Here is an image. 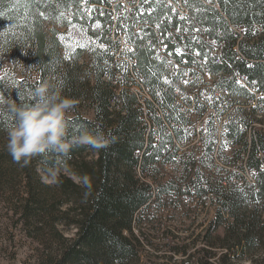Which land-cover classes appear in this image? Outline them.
<instances>
[{
	"label": "trees",
	"instance_id": "trees-1",
	"mask_svg": "<svg viewBox=\"0 0 264 264\" xmlns=\"http://www.w3.org/2000/svg\"><path fill=\"white\" fill-rule=\"evenodd\" d=\"M53 24H76L89 46L66 59ZM0 50L29 73L0 70V188L47 237L41 264H173L159 248L170 235L198 264H264V0H0ZM42 83L75 102L68 139L88 130L108 146L14 162L12 105L35 103ZM154 186L158 206L181 192L200 199L158 239L134 216Z\"/></svg>",
	"mask_w": 264,
	"mask_h": 264
},
{
	"label": "clouds",
	"instance_id": "clouds-1",
	"mask_svg": "<svg viewBox=\"0 0 264 264\" xmlns=\"http://www.w3.org/2000/svg\"><path fill=\"white\" fill-rule=\"evenodd\" d=\"M32 96L35 103L16 107V123L7 130L6 145L13 161L26 166L30 160L48 149L68 152L73 145L91 146L97 150L107 147L109 140L103 133L88 130L67 138L66 113L74 101L50 91L47 83L38 85ZM0 99V103H2Z\"/></svg>",
	"mask_w": 264,
	"mask_h": 264
},
{
	"label": "rangeland",
	"instance_id": "rangeland-1",
	"mask_svg": "<svg viewBox=\"0 0 264 264\" xmlns=\"http://www.w3.org/2000/svg\"><path fill=\"white\" fill-rule=\"evenodd\" d=\"M58 30L56 36L62 45V53L66 55L73 52L76 48L89 46L88 39L84 31L76 24L61 26L59 24L48 25ZM63 37V40L60 39ZM82 61L87 62L86 56H82ZM10 66L17 71L19 75L29 74L21 63H13L6 60V55L0 50V70L5 66ZM204 82L212 84L208 76H204ZM143 92V91H142ZM145 94V92H144ZM90 115V113H87ZM93 153H89L88 157H93ZM43 179L52 183L54 174H42ZM22 195L23 188L19 186L17 189ZM19 197L11 196L9 192H4L0 188V264H41V256L45 244L46 236L43 233H34L30 226L24 223L19 211ZM56 228L65 236L73 237L75 227L61 222H57ZM145 230L146 227L144 228ZM219 229L218 232H220ZM149 248V247H147ZM150 250V249H149ZM263 258L264 254H260L259 258ZM240 264H249L248 261H243Z\"/></svg>",
	"mask_w": 264,
	"mask_h": 264
},
{
	"label": "built area",
	"instance_id": "built-area-1",
	"mask_svg": "<svg viewBox=\"0 0 264 264\" xmlns=\"http://www.w3.org/2000/svg\"><path fill=\"white\" fill-rule=\"evenodd\" d=\"M176 9L178 8L176 7ZM179 14L182 15L183 13L179 10ZM203 76H208L209 78L208 72L205 71ZM215 123L219 131H221L222 124L219 121H216ZM199 125L200 124L198 123V126ZM219 140L221 142L223 141L225 142V138L221 137L220 135H219ZM178 146H179V152L181 154L182 152H184L186 147L180 144ZM226 148H229V147L226 145L224 149L227 150ZM166 166H167L166 167V171H167V168H169V165H166ZM249 175H252L253 177L254 173L249 170ZM157 193H158V189L156 188V186H154V195L152 199L145 206H143L138 211H136V213L134 214V216H140L139 225H149L150 232H155V239H158V232L160 229L168 228V221H175V225L179 226L178 218H186V223H188L191 215H193L196 212V210H198V203L200 200L194 195L184 194L181 192V193H178L177 196L176 195L175 196H169V195L163 196L162 198L163 205L158 206V203L156 201L158 197ZM204 198H209V204H211L210 196H206ZM214 214H215V209H214ZM211 219L212 218H210V220ZM137 241H138L137 249L138 251H140L141 242H144V239L143 237L139 236V239H137ZM170 241L173 242L176 240L171 239V235H170L169 239L161 240V247L159 248H164L166 250V255L171 256V263L173 264H198L197 261L194 259L188 260V259H185V257H182L179 254L175 253V251L169 248V245H167L168 243H170ZM216 261L217 260L215 259H210L211 263H216Z\"/></svg>",
	"mask_w": 264,
	"mask_h": 264
},
{
	"label": "snow or ice",
	"instance_id": "snow-or-ice-1",
	"mask_svg": "<svg viewBox=\"0 0 264 264\" xmlns=\"http://www.w3.org/2000/svg\"><path fill=\"white\" fill-rule=\"evenodd\" d=\"M61 40H63V37H60ZM81 47H83V45H81ZM65 58H69L68 54H66Z\"/></svg>",
	"mask_w": 264,
	"mask_h": 264
},
{
	"label": "bare ground",
	"instance_id": "bare-ground-1",
	"mask_svg": "<svg viewBox=\"0 0 264 264\" xmlns=\"http://www.w3.org/2000/svg\"><path fill=\"white\" fill-rule=\"evenodd\" d=\"M211 211V210H210ZM137 230V229H136Z\"/></svg>",
	"mask_w": 264,
	"mask_h": 264
}]
</instances>
